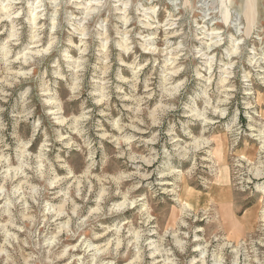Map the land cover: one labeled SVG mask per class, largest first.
Masks as SVG:
<instances>
[{
	"label": "rangeland",
	"instance_id": "374dc122",
	"mask_svg": "<svg viewBox=\"0 0 264 264\" xmlns=\"http://www.w3.org/2000/svg\"><path fill=\"white\" fill-rule=\"evenodd\" d=\"M0 264H264V0H0Z\"/></svg>",
	"mask_w": 264,
	"mask_h": 264
},
{
	"label": "bare ground",
	"instance_id": "6f19581e",
	"mask_svg": "<svg viewBox=\"0 0 264 264\" xmlns=\"http://www.w3.org/2000/svg\"><path fill=\"white\" fill-rule=\"evenodd\" d=\"M82 22V21H81ZM127 23V22H126ZM41 53V52H40ZM172 73V72H171ZM145 162V161H144Z\"/></svg>",
	"mask_w": 264,
	"mask_h": 264
}]
</instances>
